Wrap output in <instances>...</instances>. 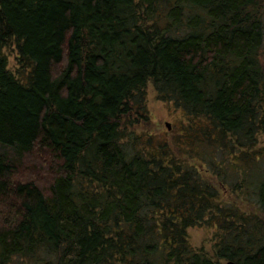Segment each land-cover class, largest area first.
Wrapping results in <instances>:
<instances>
[{
	"label": "trees",
	"instance_id": "trees-1",
	"mask_svg": "<svg viewBox=\"0 0 264 264\" xmlns=\"http://www.w3.org/2000/svg\"><path fill=\"white\" fill-rule=\"evenodd\" d=\"M263 50L264 0H0V264H264Z\"/></svg>",
	"mask_w": 264,
	"mask_h": 264
},
{
	"label": "rangeland",
	"instance_id": "rangeland-1",
	"mask_svg": "<svg viewBox=\"0 0 264 264\" xmlns=\"http://www.w3.org/2000/svg\"><path fill=\"white\" fill-rule=\"evenodd\" d=\"M6 53L9 57L10 68L17 71L19 65L16 60L18 52L15 44H10L6 48ZM262 55L264 65V50ZM146 96V107L150 119L146 121L143 117L137 118V122L134 124L136 116H131L125 119L123 128L126 131H132L137 134H153L156 137V141L167 142L172 147L175 137L181 132L180 130L185 119L184 112L173 104L162 101L152 83L147 86ZM168 124L171 125V129L168 128ZM191 162L199 165L197 161L192 160ZM205 177L218 187L220 198L223 202L239 205L248 213H258L255 207L244 199L240 191H235L229 186L223 185L214 173L205 172ZM215 231V228L208 226L191 228L189 230V237L192 245L196 248H203L207 253L212 254Z\"/></svg>",
	"mask_w": 264,
	"mask_h": 264
},
{
	"label": "water",
	"instance_id": "water-1",
	"mask_svg": "<svg viewBox=\"0 0 264 264\" xmlns=\"http://www.w3.org/2000/svg\"><path fill=\"white\" fill-rule=\"evenodd\" d=\"M167 126H168L169 129H171V125L170 124H168ZM225 264H237V263H235L233 261H229V262H226Z\"/></svg>",
	"mask_w": 264,
	"mask_h": 264
}]
</instances>
